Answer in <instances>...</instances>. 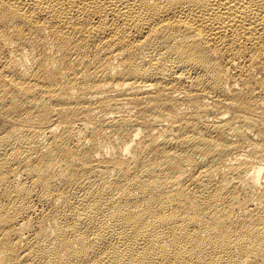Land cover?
Returning <instances> with one entry per match:
<instances>
[{
  "label": "bare ground",
  "instance_id": "1",
  "mask_svg": "<svg viewBox=\"0 0 264 264\" xmlns=\"http://www.w3.org/2000/svg\"><path fill=\"white\" fill-rule=\"evenodd\" d=\"M0 264H264V0H0Z\"/></svg>",
  "mask_w": 264,
  "mask_h": 264
}]
</instances>
